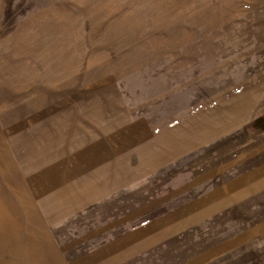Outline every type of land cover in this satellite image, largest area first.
Wrapping results in <instances>:
<instances>
[{"label": "rangeland", "instance_id": "obj_1", "mask_svg": "<svg viewBox=\"0 0 264 264\" xmlns=\"http://www.w3.org/2000/svg\"><path fill=\"white\" fill-rule=\"evenodd\" d=\"M0 29V264H264V0H6Z\"/></svg>", "mask_w": 264, "mask_h": 264}, {"label": "crops", "instance_id": "obj_2", "mask_svg": "<svg viewBox=\"0 0 264 264\" xmlns=\"http://www.w3.org/2000/svg\"><path fill=\"white\" fill-rule=\"evenodd\" d=\"M5 7H6V0H0V27H1V22H2V18H3V14H4V11H5ZM1 29H0V49L1 50H6V48L8 47V39H7V37H2L1 36ZM14 36H16V34H14V35H12V36H10V37H14ZM19 36H17V37H15V38H18ZM5 71H7V69L5 70ZM102 172V171H101ZM100 172V173H101ZM100 173H96L95 175H94V178L96 179L98 176H99V174ZM86 182V181H85ZM77 184H83V183H77ZM72 186V185H71ZM71 186H65L63 189H61V190H64V191H66V190H68V191H70L71 190V188L73 189V188H76V187H71ZM80 186V185H79ZM86 203V202H85Z\"/></svg>", "mask_w": 264, "mask_h": 264}]
</instances>
